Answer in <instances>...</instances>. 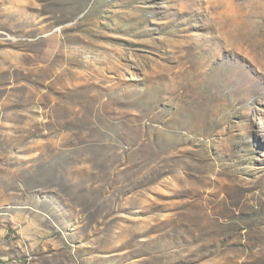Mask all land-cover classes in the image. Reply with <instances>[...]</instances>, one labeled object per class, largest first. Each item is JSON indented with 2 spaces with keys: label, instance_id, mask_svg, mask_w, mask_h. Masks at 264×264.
<instances>
[{
  "label": "rangeland",
  "instance_id": "374dc122",
  "mask_svg": "<svg viewBox=\"0 0 264 264\" xmlns=\"http://www.w3.org/2000/svg\"><path fill=\"white\" fill-rule=\"evenodd\" d=\"M0 264H264V0H0Z\"/></svg>",
  "mask_w": 264,
  "mask_h": 264
}]
</instances>
